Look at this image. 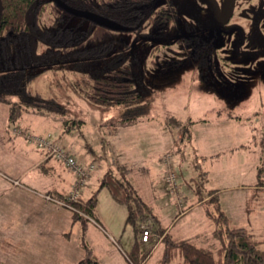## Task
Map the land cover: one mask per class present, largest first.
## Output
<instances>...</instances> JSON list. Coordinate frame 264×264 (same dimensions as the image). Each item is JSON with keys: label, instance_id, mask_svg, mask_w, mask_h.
I'll list each match as a JSON object with an SVG mask.
<instances>
[{"label": "rangeland", "instance_id": "obj_1", "mask_svg": "<svg viewBox=\"0 0 264 264\" xmlns=\"http://www.w3.org/2000/svg\"><path fill=\"white\" fill-rule=\"evenodd\" d=\"M157 1L166 4L169 0ZM171 1L179 7V21L167 34L159 35L164 44L144 57L145 75L141 76L149 110L139 121L120 124L119 134L112 133L110 123L121 121L132 106L93 101L76 84L81 71L69 65L40 69L29 84L32 91L65 104L68 116L52 114L47 118L42 113L28 112L11 121L9 104L0 102L1 264H59L66 262L68 255L77 261L83 257L82 241H89L100 264H131L126 254L135 241V228L125 223L127 206L106 187L98 193L101 227L89 221L86 229H76L67 243L72 253L60 246V222H51L60 221L63 211L51 206L53 199H47L49 202L35 197L28 190L44 194L42 182L33 184L23 179L28 183L21 180L24 187L15 182L41 154L36 145L29 143L30 134H51L78 162L95 166L79 187L84 198L88 199L105 173L113 169L151 205L155 219L149 220L150 237L143 241L140 233V238L154 249L142 264L164 262L167 243L158 241L155 229L166 228L172 221L169 231L175 238L217 249V225L211 222L207 204L192 207L199 197L209 196L211 189L218 190L231 225L245 226L264 239V187L256 185L260 168L264 170V0ZM51 17L48 11L43 23ZM78 20L75 16L72 23ZM182 36L192 37L187 44L189 53L177 42ZM170 116L197 121L190 127L191 140L180 141L181 132H175L167 123ZM67 117L82 118L85 123L68 129L63 126ZM15 127L25 132L15 134ZM19 142L23 146H17ZM19 150H29L28 157ZM167 157L178 174L179 195L164 177ZM54 158L51 162L56 164V173L46 176V181L59 183L61 176L77 180L69 167ZM118 162L130 171H122ZM143 164L148 171L139 168ZM42 170L33 167L31 173L41 174ZM29 213H34L33 224L48 232L44 248L38 243L27 247L23 238L15 247V237L28 235L34 227L25 226ZM167 264L185 262L178 254Z\"/></svg>", "mask_w": 264, "mask_h": 264}, {"label": "trees", "instance_id": "obj_2", "mask_svg": "<svg viewBox=\"0 0 264 264\" xmlns=\"http://www.w3.org/2000/svg\"><path fill=\"white\" fill-rule=\"evenodd\" d=\"M66 5L99 14L121 27L114 28L74 14ZM48 11L52 17L48 23H43ZM75 16L79 20L72 23ZM179 18V7L171 0L166 4L157 0H0V102L9 104L11 121L28 112L68 116L65 104L56 97L32 91L29 84L40 74V69L69 65L81 71L76 84L93 101L132 106L121 121L110 123L112 133H117L120 124L139 121L148 112V103L144 101L146 85L141 76L145 75L144 57L164 44L159 35L172 30ZM191 38L182 36L177 40L185 46L186 53L191 52L187 46ZM195 122L176 116L167 120L172 130L181 132L182 140L190 139V127ZM83 123L82 118L63 120V126L68 129ZM18 128L22 132L13 133L25 132ZM119 168L122 171L130 169L126 165H119ZM258 174L257 185L264 187L263 168ZM105 187L117 201L127 206L126 224L135 228L136 237L126 255L131 264H142L154 245L143 243L140 233L143 235L145 229H151L149 220L155 216L133 185L119 178L113 169L105 173L90 198L80 195L70 202L73 218L86 222L93 217L98 221L95 216L98 193ZM210 191L207 213L217 225L214 235L220 245L216 250L199 246L189 239L175 238L166 232L167 228L159 227L155 229L156 236H163L162 241L167 243L162 264L173 261L178 254L185 264H264V239L257 238L245 226L231 225L218 190ZM82 249L83 257L76 264H100L86 241Z\"/></svg>", "mask_w": 264, "mask_h": 264}, {"label": "crops", "instance_id": "obj_3", "mask_svg": "<svg viewBox=\"0 0 264 264\" xmlns=\"http://www.w3.org/2000/svg\"><path fill=\"white\" fill-rule=\"evenodd\" d=\"M47 118H51L49 115L48 116H46ZM121 132V130H120V128H119V130H118V134ZM175 132H176V130H175ZM116 133V134H117ZM178 134V135H177ZM178 136H180V133L178 132V133H176V138H175V142H177L178 143ZM189 140H191V138L189 139ZM20 141V140H19ZM180 141H184V140H180ZM57 142V141H56ZM30 143V142H29ZM58 144H60L59 142H57ZM17 144V146H20V142H19V144L18 143H16ZM22 145V144H21ZM23 146V145H22ZM20 148V147H19ZM122 148V150H124V148L123 147H121ZM40 150V155H37V157L35 158V160H32V162H31V164H30V166L29 167H27V169L26 170H24L21 174H19V177L17 178V180H19V181H21V183L22 182H24L23 181V179L24 180H27V182L29 183V182H31V183H33V184H36V183H39V181L40 182H42V183H40L41 184V186H44V187H46V191H45V193L44 194H38V193H36L35 191H33V190H31V189H29L28 188V190H30V192L31 193H33V195L35 196V197H38V196H40V197H43L45 200H47V199H53V202H52V207H55V208H60L63 212L61 213V216H62V218L60 219V221H58V219L56 220V221H53V222H51L52 224H56V225H58V223H59V225H60V229H59V232H58V240H60L59 241V243H60V246L61 247H63L64 249H69V251L72 253V251L70 250V246H69V244H67V243H69V241L71 240V236L73 235V233L75 232V230L77 229V230H79L80 228H82V227H84L85 229H86V226H87V224H88V222L89 221H91L93 224H95V225H97V226H100L99 225V222H101V218H100V216H99V213L97 212V205H96V208H95V216H96V218H97V220L98 221H95V220H93V219H89V220H87L86 222H84L83 220H75L74 218H73V213H72V211H71V209L70 208H68V207H66L65 205H64V203H63V201L65 200L64 199V197L67 195V193L68 192H70V189H71V187H72V185L75 183V181H76V179H74V180H72L73 178L72 177H68V178H66V177H59V179H57L58 181H59V183H57V182H50V181H46L45 179H47L46 178V176L48 177V175L50 174H55L56 172V164L55 163H53V162H51V159L54 157V156H52V155H49V153L46 151V150H42V149H39ZM20 152H22L23 154H25L27 157H28V151H25V150H19ZM19 152V153H20ZM21 154V153H20ZM123 156H124V154H123V152L121 153ZM204 156V155H203ZM202 156V157H203ZM125 157V156H124ZM54 159H57L56 157L54 158ZM58 161H59V159H57ZM114 161H115V159H114ZM118 161V160H117ZM63 163V162H62ZM64 164V163H63ZM119 165H121L119 162H118V166ZM41 167L43 170H42V172H41V174H37V173H31V170L33 169V167ZM110 166V165H109ZM110 168V167H109ZM139 168L142 170V171H148V166L146 165V164H143V165H141V166H139ZM71 170V169H70ZM129 171H130V169H129ZM62 173V172H61ZM71 173L73 174L74 172L71 170ZM166 173L167 172H165V178H166ZM75 174V173H74ZM103 178V177H102ZM101 178V179H102ZM15 182H16V180H15ZM25 184H28V183H26V182H24ZM18 184V183H17ZM21 185V184H20ZM256 185H257V183H256ZM21 186H23L24 187V185H21ZM26 186H28V185H26ZM258 186V185H257ZM263 187V186H262ZM95 192V191H94ZM37 194V196L35 195V194ZM218 194H219V192H218ZM48 195H50L51 197H53V198H49L48 197ZM93 195V194H92ZM91 195V196H92ZM90 196V197H91ZM83 197V196H82ZM89 197V198H90ZM219 197H220V194H219ZM84 198V197H83ZM203 198V199H202ZM84 199H87V198H84ZM209 199V196H202V197H199L193 204H192V207H196V206H198V205H200L201 203H206V201ZM99 200V199H98ZM47 201H49V200H47ZM176 201H177V199H176ZM41 202V201H40ZM50 202V201H49ZM119 202V201H118ZM177 202H179V201H177ZM220 202H221V197H220ZM148 203V202H147ZM181 204H182V202H180ZM47 204H49V203H47ZM98 204V203H97ZM149 204V203H148ZM150 205V204H149ZM21 207V212H23L24 211V209H23V206H20ZM150 207H151V205H150ZM68 211V213L66 214L65 213V211ZM127 213H128V211H127ZM33 215H34V213H29L27 216H26V218H25V226H34L32 229H30V230H28L27 231V233H28V235L27 234H23V235H19V236H17V237H15V240H16V244H15V247H17L18 248V244L19 243H22V238L24 239V242H25V246H27L28 247V245L29 244H41V246H42V248H44V246H45V240H46V238H44V235H45V233L47 232L46 231V229H43V226L41 227V229H39L37 226H35L34 224H33ZM16 218V217H15ZM126 218H127V216H126ZM173 222L174 221H172V223H170V225L168 226V227H166L167 229H166V232H169L170 233V227H171V225L173 224ZM126 223V222H125ZM37 224V223H36ZM83 225V226H82ZM101 227V226H100ZM43 229V230H42ZM48 233V232H47ZM107 233V235H109L110 236V238L111 239H113L115 242H116V239H115V237L114 236H112V235H110V233L109 232H106ZM160 239H158V241L160 242L161 240H162V237H159ZM180 238H182V237H180ZM88 244H89V241H86ZM82 243H83V241L82 242H80V246L82 247ZM118 245V244H117ZM60 246H59V248H60ZM79 246V247H80ZM89 246H90V244H89ZM262 246H264V244L262 245ZM92 248V247H91ZM58 250V249H57ZM94 250V249H93ZM95 252V251H94ZM127 256V255H126ZM66 257H68V260L66 261V262H64V263H59V264H76L80 259H77V261H73L72 259H71V256L70 255H68V256H66ZM74 262V263H73Z\"/></svg>", "mask_w": 264, "mask_h": 264}, {"label": "built area", "instance_id": "obj_4", "mask_svg": "<svg viewBox=\"0 0 264 264\" xmlns=\"http://www.w3.org/2000/svg\"><path fill=\"white\" fill-rule=\"evenodd\" d=\"M16 133H21L22 130L18 127L13 129ZM28 141L36 145L39 149L46 150L49 155H52L62 161L67 167H69L76 175L77 180L72 185L69 195L66 196L67 199L64 200V204L71 207V201L77 200L81 193L79 190L80 185L85 181V178L90 172L93 171L94 165H84L76 160V158L67 151L61 144H58L51 138V134L40 135V134H30L28 135ZM165 163L168 165V171L166 174V179L169 182L173 192L179 195V178L177 172L171 167L170 157L165 159ZM16 183L20 184L19 180ZM49 198H53L48 195ZM181 202V198H179ZM150 230L145 229L143 234V241H148L150 237Z\"/></svg>", "mask_w": 264, "mask_h": 264}, {"label": "water", "instance_id": "obj_5", "mask_svg": "<svg viewBox=\"0 0 264 264\" xmlns=\"http://www.w3.org/2000/svg\"><path fill=\"white\" fill-rule=\"evenodd\" d=\"M66 9L74 14H78V15H82V16H85V17H88L96 22H100L102 24H105V25H108V26H111V27H114V28H120L121 25L114 22L113 20H110L106 17H103L99 14H96V13H93V12H90V11H85V10H80V9H76V8H73V7H70V6H65Z\"/></svg>", "mask_w": 264, "mask_h": 264}]
</instances>
